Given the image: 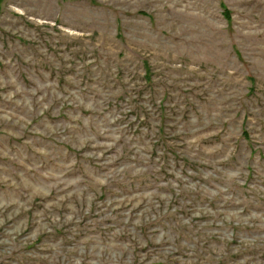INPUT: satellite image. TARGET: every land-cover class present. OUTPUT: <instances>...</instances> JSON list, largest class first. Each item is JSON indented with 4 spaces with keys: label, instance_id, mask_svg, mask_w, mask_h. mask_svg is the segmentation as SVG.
I'll return each instance as SVG.
<instances>
[{
    "label": "rangeland",
    "instance_id": "rangeland-1",
    "mask_svg": "<svg viewBox=\"0 0 264 264\" xmlns=\"http://www.w3.org/2000/svg\"><path fill=\"white\" fill-rule=\"evenodd\" d=\"M0 264H264V0H0Z\"/></svg>",
    "mask_w": 264,
    "mask_h": 264
}]
</instances>
